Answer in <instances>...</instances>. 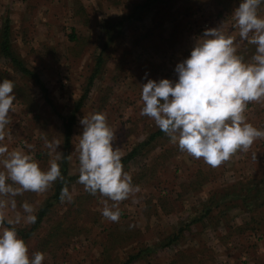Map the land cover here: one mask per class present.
<instances>
[{
	"label": "rangeland",
	"instance_id": "rangeland-1",
	"mask_svg": "<svg viewBox=\"0 0 264 264\" xmlns=\"http://www.w3.org/2000/svg\"><path fill=\"white\" fill-rule=\"evenodd\" d=\"M157 1L150 8H163L165 4L167 7L170 0ZM195 4L198 7L189 10L195 9V14L201 18L191 21L193 46L205 29L220 27L223 32L234 31V0H196ZM5 5L0 4V28L4 18L8 17L14 51L44 84L52 103L48 104L33 78L14 71L9 62L0 60V82L11 80L16 96L2 142L7 144L9 151L21 148L28 151L26 143L35 145L34 158L44 170L54 158L44 147V138L60 139L58 151H62L61 117L67 116L83 95L95 58L106 43L100 27H110L116 36L105 50V63L76 113L68 160L69 176H79L78 147L83 116L97 112L106 114L107 124L115 132L113 147L118 148L122 157L158 129L150 117L140 115L142 85L148 79L175 81V66L182 61L175 54L172 59L166 56L157 61L155 55H151L148 45L153 37V27L143 23L148 18L142 24H132L127 30V24L119 29L114 24L97 22L93 28L94 36H87L89 24L66 20L53 22L51 16L66 12L61 6L51 8L54 9L50 14L52 22L42 24V21L35 20L38 10L32 7L26 8L27 13L32 14L30 21L24 22L21 11H18L15 16L20 22L13 23ZM183 8L181 6L180 11ZM147 14V10H141L137 17ZM206 24L208 28L203 29ZM184 26L181 30L185 29ZM78 28L74 40L69 41L71 31ZM163 42L170 45L173 40L166 38ZM144 50L145 54L142 53ZM187 156L188 153L180 151L165 133L140 149L138 155L124 166L140 191L120 202L118 222H111L101 214L103 201L107 198L99 193L86 192L84 185L74 181L68 186L73 201L52 202L38 230L25 241L29 255L42 252L45 256L43 264H122L138 252L139 257L131 264H264V237H259L260 234L264 236V229L257 235L251 231L242 235L236 232L250 227L253 217L263 216L260 213L264 209L262 197L259 200L257 196L252 198L250 203L254 205L247 207L249 209L243 215L233 211L223 214L221 219L213 212L207 217L209 223L205 220L202 230L199 226L188 225L191 213L196 212L197 216L202 213L198 203H203L212 189L219 197L218 194H229L230 187L225 182H212L222 174L213 171L216 167L204 164L202 158H195L201 160L197 165L190 159L192 165ZM0 170H3L2 165ZM190 174L195 175L189 178ZM56 182L43 193L24 192L16 197L17 211H22L20 205L28 202L34 206L36 215L52 196ZM195 207L198 209H193ZM8 215L11 218L14 213ZM216 220L223 222L217 223ZM29 225L22 222L14 227L21 229ZM170 240L172 242L167 246Z\"/></svg>",
	"mask_w": 264,
	"mask_h": 264
},
{
	"label": "clouds",
	"instance_id": "clouds-1",
	"mask_svg": "<svg viewBox=\"0 0 264 264\" xmlns=\"http://www.w3.org/2000/svg\"><path fill=\"white\" fill-rule=\"evenodd\" d=\"M262 4L264 0H240L233 12L240 40L256 46L250 61L238 54L236 37L220 27L208 28L189 57L175 66V81L148 79L142 85L140 115L150 117L180 151L202 158L212 167L264 138V130L247 122L245 115L250 102H264V17L258 14ZM15 99L14 83L4 79L0 82V264H43L44 254L30 256L14 227L22 222L34 224L35 208L23 202L22 211H17L16 197L24 192L43 193L57 180L63 181L59 161L64 156L58 151L61 140L45 137L44 147L54 158L44 170L34 158L35 145L26 143L28 151H9L2 143ZM80 124L78 183L86 192L107 198L101 214L118 222L120 202L139 192V186L124 170L122 153L113 147L115 132L107 124L106 114L83 116ZM60 201H73L67 186L61 188ZM9 212L14 216L10 218Z\"/></svg>",
	"mask_w": 264,
	"mask_h": 264
},
{
	"label": "crops",
	"instance_id": "crops-1",
	"mask_svg": "<svg viewBox=\"0 0 264 264\" xmlns=\"http://www.w3.org/2000/svg\"><path fill=\"white\" fill-rule=\"evenodd\" d=\"M144 1L145 0H0V4H6L5 9L6 11L8 10L9 17L11 18V20H13V23L20 22L19 17L15 16L18 11H21L22 20L24 22L30 21L32 14H28L26 8H36L38 10V16L36 15L35 20H38L39 22L42 21V24L52 22L50 14H53L52 10L54 9L51 8H58V6H61L62 8H64L63 11L66 12L63 14L56 13L51 16L53 18V22H57V20H59V22H65L66 20V22L69 21L70 23L80 22L89 24L90 27H86L87 36H94L93 28L97 22H99L100 24L122 23L121 28H123L124 25L127 24V30L131 29L132 24H142L141 22L143 20H146L145 18H148V20L143 23L144 25L147 24L148 26L153 27L151 33L153 34V37H151L150 39L151 42L149 43L148 48L151 50L149 51L151 55H155L156 61L157 59L162 60L164 59V57L166 58V56H170V58L172 59V54L179 55L181 58L180 61H183L184 59L189 57L190 51L193 48L190 30L192 25L191 21L201 18V15L199 16L198 14H195V9L189 10L190 7H198V4H195L196 0H179L173 2L170 7L169 5L166 7L165 4L163 8H149L147 9L148 14L139 18L140 16H137L142 10L139 9V5ZM202 1L207 2V0ZM239 2L240 0H234V9L239 6ZM218 4L220 6L222 5V3ZM181 6L184 7L182 11H180L179 9ZM66 8L68 10H66ZM186 9H188V12H184V10ZM258 14L261 17H264V4L260 6ZM65 16H67V19L64 18ZM178 22H181L183 24L182 26L186 25V27L184 26V30H181L182 26L175 29V31L173 30L172 25ZM100 29L102 30L101 35L105 39L106 27H100ZM77 30H79V28L76 30L74 29V32L72 30L69 36L74 37L75 32H78ZM224 33L236 37L238 54L241 55L245 61H250L252 56L255 54L256 46L252 45L248 41L240 40L239 29L236 26L235 19L234 31ZM166 38L173 40V42L170 45L164 43L163 41ZM199 38L200 37H198V39ZM197 40L195 41L197 42ZM145 52L146 50H144L142 53L145 54ZM0 60L4 62V59L1 57ZM245 115L247 122L251 123L254 127L260 130H264V102H250L247 106ZM187 157L189 160L192 159V161H194V165H197L196 163H199L201 161H197L193 156L189 154ZM204 164L207 163L204 162ZM213 171L220 172L222 174L217 179L212 180V182L214 181L215 183H217L219 181V183L225 182L226 184H229L228 186L230 187L231 193L227 194L225 197L223 196L224 193L218 194L220 198L222 197L221 200H218L214 204L209 205L206 204V201L208 200L212 192H216L214 189H212V191L206 196V200H203V203H198V208L200 209V211H204V209L208 210L206 209V206H210L209 216L213 215L214 212L217 213L216 215H220L221 219L223 214H230V212L233 211L243 215L245 212H247V209L251 208V206H253L254 204L246 201V203L241 202L240 205H234L230 203V200H234V198L243 200V198L246 197H249L250 200H252V198L256 196L258 197V200L261 197L262 199H264V138L255 140L253 145L247 151H237L228 161H225L220 166L216 167ZM192 175L190 174L188 177L192 178L195 174ZM202 186L204 185L202 184ZM226 186L227 185H225V187ZM243 205L246 206L244 207ZM198 208L195 207L193 209ZM195 215L196 212L191 213L192 217H194ZM213 219L214 218H212V220ZM205 220H207V223H209L207 217H204L201 222L190 224V227L199 226L202 230V225L205 224ZM219 221L223 222L222 220H216L217 223Z\"/></svg>",
	"mask_w": 264,
	"mask_h": 264
},
{
	"label": "trees",
	"instance_id": "trees-1",
	"mask_svg": "<svg viewBox=\"0 0 264 264\" xmlns=\"http://www.w3.org/2000/svg\"><path fill=\"white\" fill-rule=\"evenodd\" d=\"M158 1L157 0H145L144 2H142L139 5V9L141 10H147L149 9L151 6L155 5ZM175 2V0H170L168 1V5L170 7V5ZM188 10H185V12H187ZM10 19L8 17L4 18L3 24L0 28V57L3 58L4 60H6L7 62H9V66L14 70L19 72L20 74L24 75V76H28L29 78H33L34 79V83L35 85H37L39 87V89L41 90V92L43 93V96L46 98V101L48 102V104L52 105V103L49 101L48 99V93L47 90L44 86L43 83L40 82V80L38 79L37 75L30 71L26 66L25 63L23 61V59L21 58V56H19L13 49L12 46V39H11V26H10ZM116 26L119 27V29H121V25L120 24H114ZM183 24L181 22L175 23L173 24V30L175 31V27L180 28ZM183 27V26H182ZM116 32L112 31L110 29V27L108 29H106V43H104V45L102 46L101 52L100 54L95 58V65H94V69L91 73V75L89 76L88 80H87V86L84 90L83 95L81 96V98L78 100V102L76 103V105L73 107V110L64 117L62 118V123H63V147H62V154H63V159L61 161H59L60 164V168H61V173L64 177L63 181L57 180L54 189H53V194L50 197V199H48L40 208V210L38 211V213L36 214L37 216V220L34 224H30L27 228H16L17 232H18V236L20 238H22L24 241L28 240V238L30 239L31 236L34 234V232L36 230H38V228L40 227L42 221L45 219L46 215L48 214V212L51 209L52 206V202H59L60 201V192H61V188L64 186H69L71 185L74 181L78 180L79 176H69L68 174V160H69V153H70V149H71V139H72V133H73V127L75 125V121H76V113L81 109L82 104L84 99L86 98L89 89L94 81V79L99 75L100 73V69H102L104 63H105V58L104 53L105 50L107 48H109V43L114 40ZM118 34V33H117ZM69 41H73L74 38L72 36H68ZM164 133L162 131L159 130V128L151 133L147 139L139 144L135 149H133L129 154H127L126 156L122 157V164L123 166L127 165L131 160H133L139 153L140 149H143L145 147H147L148 145H150L151 143H153L154 141H156L157 139L163 137ZM228 192H225L223 194V196L225 197L227 195ZM231 193V192H230ZM229 193V194H230ZM218 197L217 195L215 196L214 193L212 192L208 198V200L206 201V204L212 205L214 204L216 201H220L221 198L218 197V200H216V198ZM244 202L246 203V201L251 202L249 197L243 198V200L241 199H237L234 198V200H230L231 204H235L237 202ZM264 206V203H263ZM210 206H206V209L204 211H201L203 213H201L200 215H196L194 217L190 218V221L188 222V225L190 224H194V223H199L202 221V219L204 217H208L209 216V208ZM261 207V206H260ZM262 208V207H261ZM261 214H263L262 217H257L252 218L254 219L252 225L250 227H245V228H241L240 231H236L238 232L240 235L246 233L247 231H251V233L254 234H259V232H261V230L264 229V209L262 208ZM5 227H8L7 224L4 225ZM239 229V228H238ZM259 237H264L263 235L260 234ZM171 240L169 241V243H167L166 245H170L171 244ZM139 257V252L136 255L130 256L128 257L122 264H131L133 263L137 258Z\"/></svg>",
	"mask_w": 264,
	"mask_h": 264
},
{
	"label": "built area",
	"instance_id": "built-area-1",
	"mask_svg": "<svg viewBox=\"0 0 264 264\" xmlns=\"http://www.w3.org/2000/svg\"><path fill=\"white\" fill-rule=\"evenodd\" d=\"M208 26H209V25L206 24V25L203 27V29H204V28H208Z\"/></svg>",
	"mask_w": 264,
	"mask_h": 264
}]
</instances>
